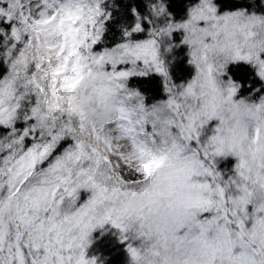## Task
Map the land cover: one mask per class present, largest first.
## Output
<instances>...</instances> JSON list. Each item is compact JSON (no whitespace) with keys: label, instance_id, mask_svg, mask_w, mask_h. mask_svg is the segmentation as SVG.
<instances>
[{"label":"snow or ice","instance_id":"obj_1","mask_svg":"<svg viewBox=\"0 0 264 264\" xmlns=\"http://www.w3.org/2000/svg\"><path fill=\"white\" fill-rule=\"evenodd\" d=\"M249 5L189 0L177 19L143 0L98 48L115 0H0V264H103L106 226L127 264H264V0ZM229 65L259 87L241 95ZM153 74L150 95L131 83Z\"/></svg>","mask_w":264,"mask_h":264},{"label":"trees","instance_id":"obj_2","mask_svg":"<svg viewBox=\"0 0 264 264\" xmlns=\"http://www.w3.org/2000/svg\"><path fill=\"white\" fill-rule=\"evenodd\" d=\"M107 2H111V0ZM142 2L143 0H115L117 7L110 9L113 12L115 20L109 23L108 31L105 33L104 37L107 44H101L98 48L114 46L115 42L118 41L120 32L119 29L113 25L119 24L126 18L127 10L130 6H138L142 4ZM188 2L189 0H167L169 11L177 19L181 18L186 12ZM257 2H259V0H257ZM216 4L222 12L238 7H250L249 0H216ZM121 9L124 10L123 14L121 13ZM175 55L178 59L171 67V74L177 82H181L189 76L191 66L187 63V56L185 55V49L183 47L177 49ZM229 74L232 75L233 79L243 84L240 90L241 95H247L252 92V88L259 87V84L254 81L251 73L247 70V66L230 65ZM157 80H159V77L153 74L152 77L133 78L131 83L146 95H150L158 89ZM249 84L252 85V88L248 87ZM261 91H264V89H261ZM156 98L159 97L157 96ZM233 163L234 161L228 158L222 160L218 167L226 170L227 167L232 166ZM101 233H103V235H101ZM93 238L94 242L91 251L99 257V260L102 261L103 264H127V255L124 251L125 246L119 243L115 235V230L110 229V226H106L105 229L97 230L93 234Z\"/></svg>","mask_w":264,"mask_h":264},{"label":"rangeland","instance_id":"obj_3","mask_svg":"<svg viewBox=\"0 0 264 264\" xmlns=\"http://www.w3.org/2000/svg\"><path fill=\"white\" fill-rule=\"evenodd\" d=\"M109 1V0H106V2ZM215 3H216V0H215ZM219 8V7H218ZM222 12V11H221ZM230 66V65H229ZM231 166L227 167L226 170H228ZM222 171H226L224 169H221ZM87 198V194L83 192V190L81 191V200H84Z\"/></svg>","mask_w":264,"mask_h":264},{"label":"clouds","instance_id":"obj_4","mask_svg":"<svg viewBox=\"0 0 264 264\" xmlns=\"http://www.w3.org/2000/svg\"><path fill=\"white\" fill-rule=\"evenodd\" d=\"M152 167L154 168L155 167V165H152ZM133 176H135L136 175V173L135 172H132L131 173Z\"/></svg>","mask_w":264,"mask_h":264}]
</instances>
